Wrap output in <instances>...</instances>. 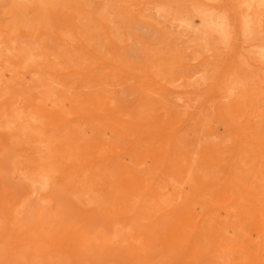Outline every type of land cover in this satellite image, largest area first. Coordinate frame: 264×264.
Returning a JSON list of instances; mask_svg holds the SVG:
<instances>
[{
	"label": "bare ground",
	"instance_id": "6f19581e",
	"mask_svg": "<svg viewBox=\"0 0 264 264\" xmlns=\"http://www.w3.org/2000/svg\"><path fill=\"white\" fill-rule=\"evenodd\" d=\"M9 2L0 179L17 182L0 189V264H264V0H88L97 29L105 6L101 32L49 0ZM165 42L178 82L138 73Z\"/></svg>",
	"mask_w": 264,
	"mask_h": 264
},
{
	"label": "rangeland",
	"instance_id": "374dc122",
	"mask_svg": "<svg viewBox=\"0 0 264 264\" xmlns=\"http://www.w3.org/2000/svg\"><path fill=\"white\" fill-rule=\"evenodd\" d=\"M102 1L103 0H96V2H98V3L102 2ZM115 1H122L121 4L126 5V4H130V2L134 3L135 1L138 2L141 0H115ZM170 1H172V0H170ZM58 2H59V6H57ZM87 2H88V0H49V3L52 6L51 9H54L52 11V14L54 13L56 15L55 17H59V21H61V19H63V18H65V19L67 18L70 20L71 17L75 16L74 22H75L76 26L79 27V30H82L83 28H88V29H92L90 31H93V30L100 31V32L103 31V29H101V27L104 26L103 24L108 23V21L105 20L104 16H101L104 12L105 6L100 5L101 7L99 9H96L97 6L94 8V11H96L97 13H95L93 16L98 19V23L100 24L99 26L97 25L98 26V29H97L95 27V25H93V23L90 21V17L86 16L85 11H82V12H84L83 14H81V11H78L79 7H81V8L84 7L85 9L88 8L89 6L94 7L93 4H91V3L88 4L89 2L88 3ZM111 4L113 5L114 2L113 3L111 2ZM182 4L183 3H180L178 5L180 6ZM188 4L189 3H187V5L185 4L186 6L183 9L182 15L184 18H187L188 16L194 15L192 20L195 22V27H198L199 26V18L195 15L194 9ZM28 5L29 4H27V6ZM119 5H120V3H119ZM119 5H118V3H116V6H117L116 8H118ZM175 5L176 4H174V3L170 4V6H172V7H176ZM27 6H26V8H22L21 11H19L18 13L21 12L20 14H24L28 8ZM13 8H14V6L10 2L7 3L6 7L0 8V16H2V15L5 16L4 21H2L3 24L4 23L5 24L6 23L11 24L10 22H13L15 20L16 15L12 16L11 14H8V12H7L9 9H13ZM132 8L134 10H138L139 6H133ZM142 13H143V16H146L149 14V11L147 10V11H144ZM54 14H53V16H54ZM39 19H40V17H37L34 15V21L32 22V24H36V23L40 22ZM20 20L22 21V18H20ZM27 20L28 19L23 15V22L21 23V27L24 30H28V26L30 24L29 22H27ZM123 20H124V18H123ZM49 22L47 24L46 29H43L44 31L45 30L52 31L53 28L51 27ZM119 26H120L119 23H116V22L110 23V29L108 30V32L114 38L113 40L115 41V45H117V46L121 45V43H122L121 41L125 38V36L122 35V32L124 31V29H120ZM94 28H96V29H94ZM163 30L164 31L168 30V25H165ZM259 31H260V28L255 27L254 28V35H256V37L261 38L263 36V34H262V32H259ZM59 34H61V35L63 34L62 36L64 37L62 39L63 43H60L62 45L59 44V50H65L70 45L71 39L75 40V38L72 37L67 31L63 32V33H61L59 31ZM157 36H159V33L157 34ZM159 38H160V36H159ZM183 39H184V37H183ZM78 40L82 44L86 45L88 48L89 47L98 48V41L99 40L97 38H93L91 40H88L86 38V33L80 34L78 36ZM159 40L162 42L163 38L161 37ZM44 41H46V43H48L50 45L49 40H44ZM236 42L238 43V40H236ZM90 43H95V45L90 44ZM159 44L160 45H158V46L163 47L164 49H159L156 51V48H157V46H156L155 49L150 50L149 52L147 51V52L143 53L141 51L138 53V56H141V57L138 60L140 62V64H138L137 66H139V68L142 69L141 71H138V73L150 75L151 78H153L155 81L161 82V83L165 82L166 80L169 82H175L174 80H176V79L178 82V77L181 76L180 75L181 72H179L178 70L177 71H170L169 70L167 72L163 71L165 68L176 67V64L174 63V58H173V55L176 53V51H173L169 48H166L168 42L159 43ZM24 45H25V43L22 44V46H24ZM239 48H240V46H239ZM71 49L72 48L69 47L66 51L68 52ZM66 51H65V53H66ZM152 55H154V57ZM239 58L241 59V57H239ZM247 60L249 61V59H247ZM251 62L252 61L250 60L249 63H251ZM190 64H194V62L192 61V62H190ZM146 71H148V72L146 73ZM125 82L127 84H129V82L131 83L132 81L129 80V81H125ZM252 87H254V86H252V85L249 86V88H252ZM131 88L132 87H127V89H131ZM8 164L10 165V161L8 162ZM4 171L7 172V171H9V169L7 168ZM6 176L10 180V182L8 183V186H6L7 184L4 183L2 179H0V189H2V187H5V190L13 191L14 186L16 185L17 181H16L14 175L11 174V171L8 174H6ZM2 190H0V193L2 192Z\"/></svg>",
	"mask_w": 264,
	"mask_h": 264
}]
</instances>
